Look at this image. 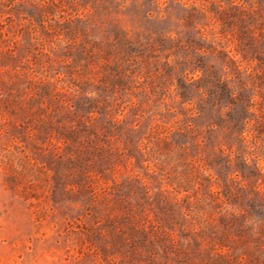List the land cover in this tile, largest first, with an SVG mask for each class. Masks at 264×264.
<instances>
[{
  "label": "rangeland",
  "instance_id": "obj_1",
  "mask_svg": "<svg viewBox=\"0 0 264 264\" xmlns=\"http://www.w3.org/2000/svg\"><path fill=\"white\" fill-rule=\"evenodd\" d=\"M0 264H264V0H0Z\"/></svg>",
  "mask_w": 264,
  "mask_h": 264
}]
</instances>
